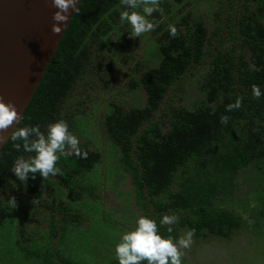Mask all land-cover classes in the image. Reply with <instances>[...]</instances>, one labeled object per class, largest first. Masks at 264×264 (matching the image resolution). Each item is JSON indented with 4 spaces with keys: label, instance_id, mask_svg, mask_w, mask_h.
Masks as SVG:
<instances>
[{
    "label": "trees",
    "instance_id": "1",
    "mask_svg": "<svg viewBox=\"0 0 264 264\" xmlns=\"http://www.w3.org/2000/svg\"><path fill=\"white\" fill-rule=\"evenodd\" d=\"M120 11L81 1L21 119L66 121L87 156L19 181L14 160L34 153L11 137L0 151V264H118L140 215L175 214L172 238L264 237V0H162L139 38Z\"/></svg>",
    "mask_w": 264,
    "mask_h": 264
},
{
    "label": "clouds",
    "instance_id": "2",
    "mask_svg": "<svg viewBox=\"0 0 264 264\" xmlns=\"http://www.w3.org/2000/svg\"><path fill=\"white\" fill-rule=\"evenodd\" d=\"M76 2L77 0H51V6L57 9L52 16L55 22L52 25L54 34H59L61 26L68 21L69 10H77ZM161 3L162 0H120V23L130 27L131 37L139 38L142 34L150 33L158 23L148 18L153 12L159 11ZM168 30L170 36L177 34L174 25H169ZM251 94L258 100L264 92L259 85H252ZM241 103L237 98L234 103L228 104L225 110L230 112L239 109ZM228 120L226 115L220 117L221 124H227ZM13 123L16 125L11 134V139L15 142L14 149L19 152L22 148L26 153H34L27 159L18 156L14 160L10 171L19 181H27L30 176L34 178L37 173L43 179L61 174V169L57 166L58 154L87 156L80 148L79 138L69 130L66 121L51 122L44 131H41L39 125L20 126L21 120L16 107L0 101V131L7 130ZM8 205L11 209L17 206L15 197L9 198ZM177 219L175 214L163 215L158 222L146 215L138 216L133 227L123 232L114 246V258L118 264H182V250L189 249L193 244L195 230L188 229L177 238L161 233L162 228L171 233V226Z\"/></svg>",
    "mask_w": 264,
    "mask_h": 264
},
{
    "label": "water",
    "instance_id": "3",
    "mask_svg": "<svg viewBox=\"0 0 264 264\" xmlns=\"http://www.w3.org/2000/svg\"><path fill=\"white\" fill-rule=\"evenodd\" d=\"M82 0H77L76 9ZM51 0H0V101L13 104L20 120L76 11L54 34ZM15 123L0 131V151Z\"/></svg>",
    "mask_w": 264,
    "mask_h": 264
},
{
    "label": "rangeland",
    "instance_id": "4",
    "mask_svg": "<svg viewBox=\"0 0 264 264\" xmlns=\"http://www.w3.org/2000/svg\"><path fill=\"white\" fill-rule=\"evenodd\" d=\"M182 251L188 264H264V237L241 233L231 242L193 237L191 247Z\"/></svg>",
    "mask_w": 264,
    "mask_h": 264
}]
</instances>
